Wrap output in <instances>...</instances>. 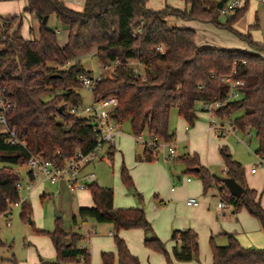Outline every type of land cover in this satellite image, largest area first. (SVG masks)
Instances as JSON below:
<instances>
[{"label": "trees", "instance_id": "trees-1", "mask_svg": "<svg viewBox=\"0 0 264 264\" xmlns=\"http://www.w3.org/2000/svg\"><path fill=\"white\" fill-rule=\"evenodd\" d=\"M146 1L83 0V7L78 10L61 0H26L25 9L33 12L39 21L37 40L20 35L17 15L0 16V82L12 102L6 117L16 137L24 141V145L11 144L6 140L8 133L0 131V214L18 203L20 216L25 219L30 215V203L20 199L17 185L21 178L14 167L25 165L31 153L62 166L77 150L87 153L94 147L92 124L69 111V107L83 103L79 76L92 74L80 65L79 58L92 49L101 67L112 66L109 75L95 80L92 98L116 96L118 103L113 117L119 124L127 121L133 135L147 132L149 137L166 143L175 141L169 128L171 109L176 108L187 124L193 125L196 102L226 98L228 85L222 77L231 74L236 62L232 76L243 81L241 97L227 101L214 114L229 118L241 111L231 124L242 131L248 128L254 132L258 139L255 153L264 159V55L260 54L264 44L253 42L249 35H241L254 47V53L199 46L194 29L172 25L166 20L171 15L182 20L212 22L232 30L247 2L221 22L217 1L182 0L187 9L166 5L160 10L147 8ZM49 14H54L67 29L63 46L58 44L55 30L42 22ZM59 105H64L61 112L57 110ZM157 153L156 146L143 145L139 158L152 161ZM220 155L224 177L234 178L244 188L239 196L226 190L222 177L202 166L196 155L184 154L177 159L184 163L185 172L201 180L204 192L217 186L220 196L234 211L244 207L264 230V209L256 191L247 186L243 166L225 146L220 148ZM120 176L126 187H133L124 167ZM86 186L93 204L80 207L71 217L72 224L76 226L88 218L112 224L119 264H139L117 233L119 229H148L143 208H115L111 187L95 182ZM56 220V228L49 234L56 253V262L52 264H90L89 251L79 245L83 235L63 231L59 219ZM225 235V245L211 243L212 264H264V247H244L232 233ZM170 237L175 242L172 254L178 262L197 258V234L192 229H174ZM144 244L168 257L159 238L146 237ZM101 256L103 264H112L110 253Z\"/></svg>", "mask_w": 264, "mask_h": 264}, {"label": "rangeland", "instance_id": "rangeland-1", "mask_svg": "<svg viewBox=\"0 0 264 264\" xmlns=\"http://www.w3.org/2000/svg\"><path fill=\"white\" fill-rule=\"evenodd\" d=\"M175 1L177 0H168L167 4L169 2L175 4ZM208 1L218 0H207V3ZM25 2L26 0H0V16L8 18L17 15V23H20V35L25 39L37 40L40 36L39 21L33 12L25 9ZM246 2V9L235 21L232 30L218 27L212 22L194 20L196 43L203 46L233 48L254 53L256 51L254 47L249 45L241 35H249L253 42L264 44V0H244L243 4ZM181 4L183 5V1H180ZM68 6L79 10L83 7V2L79 5ZM226 18L227 15L219 13V21L224 22ZM176 19L171 15L166 17V20L172 22L173 25L176 23ZM47 26L55 30L57 42L63 46L67 39L66 27L57 21L54 15L48 20ZM79 60L80 65L90 71L93 76H107L112 69V66L101 67L94 54V49L81 55ZM133 63L138 69H141L136 61ZM79 92L82 102L89 103L92 97L89 89L82 87ZM195 113L196 120L193 125H189L178 114L176 108L171 109L169 128L175 135V153L173 155L168 156L167 148L163 147L166 142L158 139L156 145H151L158 149L156 159L152 161L140 159L142 143L143 141L148 142L150 137L147 132H144L142 134L143 141H140L137 136L131 133L129 122L125 121L120 124L119 133L115 138L112 158L110 157V160H95L84 169V172H94L96 184L113 189L115 208H143L149 228L146 230L139 228L143 234L140 239L136 235L128 237L131 249L123 235L125 229H119L117 233L118 237L125 242L130 254L137 257L139 264H212L211 243L225 245L227 243L225 232L235 235L239 243V236L242 237V240L245 235L249 238L256 236V234H248L251 226L248 225L247 220H244L243 214L247 215L249 221L260 227L258 220L250 215L244 207H240L234 214L231 213V207H227L222 210L225 213V216H222L217 207L218 197L210 191L204 192L201 180L193 173L185 172L184 163L177 159L184 154L196 155L202 166L211 173L224 177V164L220 148L225 146L232 157L243 166L248 186L257 190L258 193H262L261 206L264 209V162L260 164V158L255 154L258 146L257 137L248 128L243 131L235 128V132L229 131L222 135H219L217 130L209 128L212 118L218 124L223 123L228 129V120L233 122L234 117L241 114V111H237L229 118H219L214 114L211 117L209 112L203 110V103L198 101L195 103ZM1 129L2 127H0V131ZM246 131H249L251 135H248ZM167 144L174 146V142H167ZM105 151L104 147L103 153ZM254 164L258 165L255 171L252 170ZM122 167L125 168L132 180L133 187L131 188L126 187L121 181ZM14 168L19 171L21 178L20 199H26L30 203L31 213L23 219L20 216L21 206L12 205L9 225H6V217L0 215V240L4 243L0 246V259L5 264H43L44 262L52 264L56 262L55 247L49 234L56 228L57 218L63 231L80 232L83 237L85 236L79 245L89 251L90 264H103L102 253H110L113 256L112 264H119L116 244L111 233L113 231L112 224L98 223L92 218L79 222L76 226L72 224L71 217L77 213V206L84 202L89 203L85 207H90L93 204L87 186L76 193L68 188L63 179L50 183L43 179L41 174H38L31 180L25 165ZM178 175L181 177L180 179H177ZM186 177L192 179L190 184L185 183ZM26 183L31 184L29 191L25 189ZM197 183L201 185L200 198L198 199L200 202L202 198L206 200L210 212L192 217L191 213L185 211L187 207L185 202L194 196L198 197L193 194V191L198 187ZM171 188H173L174 199L170 196ZM137 194L141 196V199ZM186 195L191 197L188 198ZM159 198H162L163 201ZM159 210L160 212L157 213L156 211ZM57 213L59 217L56 216ZM153 216L155 219H152ZM188 218L196 219L192 224H187L186 229L190 228L197 234L198 256L189 261L178 262L172 254L173 244L170 235L175 227L173 228L171 224L175 220L182 221ZM259 232L263 233L261 228ZM238 233L245 235L238 236ZM165 234L166 238H164ZM151 236L159 238L168 257L144 244V239ZM262 247L264 246L258 248ZM60 264L67 263L60 262Z\"/></svg>", "mask_w": 264, "mask_h": 264}, {"label": "built area", "instance_id": "built-area-1", "mask_svg": "<svg viewBox=\"0 0 264 264\" xmlns=\"http://www.w3.org/2000/svg\"><path fill=\"white\" fill-rule=\"evenodd\" d=\"M65 5H79L83 0H61ZM244 0H225L222 3V6L218 9L219 13L222 15H228L238 7L243 4ZM158 50H162L161 46L156 47ZM242 62H245L242 60ZM70 62L67 61L66 65ZM236 62L233 63L231 74L225 75L222 77V81L228 85L227 96L222 101H211L204 102L203 109L209 112L212 115L214 110L224 103L230 100L239 99L241 97V86L243 81L240 79L233 78L232 74L235 73ZM99 77L93 75H80L79 79L84 88L89 89L91 92L94 88L95 80ZM118 99L114 95L106 96L101 99H93L89 103H82L79 106L69 107L70 113L76 114L77 116L86 118L91 124L94 132V147L87 153H83L80 150H77L73 156H71L64 165L59 166L52 163L49 160L42 159L38 154H30L28 157L25 166L27 169V174L32 180L38 174H41L43 179L49 181L50 183H55L59 179H63L68 188L72 191L84 189L88 183L95 182L96 176L94 172H84V167L95 160L106 159L110 151L115 146V138L119 133L120 124L114 119L113 114L115 112V107L117 106ZM12 107V102L9 97L6 95V87L0 82V127L1 131L8 133L7 141L11 144L20 143L24 145V141L16 137L15 131L13 128L9 127L7 121V114ZM215 115V114H214ZM229 128L226 129L223 123L218 124L212 118L210 120L209 128L217 130L219 135L227 133L229 131L235 132V128L231 124V120H228ZM247 129V128H246ZM248 135H251L249 131H246ZM137 138L140 141L142 140V135H137ZM156 137H150L148 142L143 141V145L151 146L157 144ZM105 147V153H103V148ZM163 147L167 148L168 156H171L175 153V149L172 144L164 145ZM260 158V164L264 162V159ZM19 174V171L16 169ZM189 180V178H187ZM18 190H21V182L18 183ZM25 189L29 191L31 189V184L26 183ZM173 188H171L172 190ZM227 190V189H226ZM218 197L217 207L219 210L224 209L228 206V202L225 201L219 194L218 190L216 191ZM15 203L13 205H17ZM188 206L198 205V201L194 198H190L185 202ZM12 206V205H11ZM11 206H9L3 213L0 215L6 217V225H9V220L11 219L10 211ZM0 264H5L2 259H0Z\"/></svg>", "mask_w": 264, "mask_h": 264}, {"label": "crops", "instance_id": "crops-1", "mask_svg": "<svg viewBox=\"0 0 264 264\" xmlns=\"http://www.w3.org/2000/svg\"><path fill=\"white\" fill-rule=\"evenodd\" d=\"M168 0H147L146 1V4H145V6L147 7V8H150V9H154V10H160V9H162L164 6H166V5H169V6H172V7H175V8H178V9H187L188 8V5L187 4H185L184 2H183V5L181 4L180 5V1H182V0H177V1H175L176 3L175 4H170V2H169V4H167L168 2H167ZM26 3V2H25ZM52 15H54V14H49L48 15V18H47V21H46V24H47V22H48V20L50 19V17L52 16ZM170 24H172L173 25V23L172 22H169ZM174 25H176V26H181V27H188V28H191V29H194V27H193V25H194V20H182V19H179V18H177L176 19V23L174 24ZM57 32H58V30H57ZM196 42H197V39H196ZM199 46H203V45H201V44H198ZM231 49H233V48H231ZM260 54H262V52H260ZM264 55V54H263ZM204 110V109H203ZM240 140H242V139H240ZM142 147H143V145H142ZM174 149H175V141H174ZM114 148H115V146H114ZM114 148L110 151V153H109V156H108V160H110V157L111 156H113V153H114ZM256 154V153H255ZM257 155V154H256ZM112 158V157H111ZM239 162V161H238ZM89 165V164H88ZM257 164H254L253 166H252V170H256L257 169ZM87 167V165L84 167V169ZM224 169V168H223ZM223 172H224V170H223ZM245 172V171H244ZM181 177L178 175L177 176V179H180ZM187 178H189V180H187ZM246 179V178H245ZM192 182V179L190 178V177H186L185 178V183L186 184H190ZM247 183V182H246ZM198 184V187L196 188V190L195 191H193L194 193V195H196V196H198V197H193V198H195V199H197L198 201H199V199L198 198H200L199 197V190H200V183H197ZM101 185V184H100ZM101 186H103V185H101ZM247 186H248V184H247ZM249 187V186H248ZM218 187L217 186H214V187H212V188H209L207 191H210V192H212L213 193V195L214 196H217L216 195V191L218 190L217 189ZM249 188H251V187H249ZM251 189H254V188H251ZM255 190V189H254ZM256 191V194H257V196H258V198H259V201H260V204H261V197H262V193L260 194V193H258L257 192V190H255ZM74 192H78V190H76V191H74ZM170 192H171V194H170V196H171V198L172 199H174L173 198V195H172V190H170ZM160 194V193H159ZM190 194V193H189ZM114 195V194H113ZM162 195V194H161ZM186 197H188L187 195H186ZM191 197V196H190ZM190 197H188V198H190ZM187 198V199H188ZM159 200H162L163 201V199L162 198H159ZM87 205H89V203L88 202H84V204H82V205H79V206H77L78 208H77V210L80 208V207H85V206H87ZM113 206H114V203H113ZM187 207L185 208V211H186V213H191L192 215V217H195V216H198L197 214H200L201 215V213H207L208 211L210 212V210L208 209V206H207V203H206V200L205 199H201V202L199 201L198 202V205H196V206H188V205H186ZM115 207V206H114ZM207 207V208H206ZM227 207H231V213L232 214H234L235 213V211L233 210V208H232V206L228 203V206ZM227 207H225V208H227ZM156 208V207H155ZM224 208V209H225ZM164 209V208H163ZM224 209H222V210H224ZM219 210V209H218ZM222 210H220L221 211V214H222V216H225V213L222 211ZM157 213H159L160 212V210L159 211H156ZM243 217H244V220H247L246 222L248 223V225L249 226H251L250 227V230H248V234H256V236H252V237H248V236H246L245 234H240V233H238V236L239 235H245L244 236V240H242V237H238L239 238V241H240V243L242 244V245H244L245 247H259V246H264V230L261 228V226H260V223H259V226L260 227H258V225H256V223L254 224V223H252L251 221H249V219L246 217L247 215H242ZM152 219H155L154 218V216H153V218ZM196 221V219L195 218H188V219H185V220H182V221H176L175 220V222L174 223H172L171 225L173 226V228L174 229H178V230H185L186 228H187V224H192L193 222H195ZM261 228V230L263 231V233H261V232H259V229ZM173 229V230H174ZM257 229V230H256ZM140 229L139 228H129V229H125L124 230V238H125V240L128 242V245H129V236L130 235H136L137 237H138V239H140L141 238V236H143V234L139 231ZM242 231H243V229H242ZM80 233V232H79ZM112 233V232H111ZM226 233V232H225ZM224 233V234H225ZM242 233V232H241ZM235 236V235H234ZM85 237V236H84ZM164 238H166V234L164 235ZM171 243L173 244L172 245V247L175 245V242L171 239ZM221 244H222V242H220ZM129 247H130V249H131V246L129 245Z\"/></svg>", "mask_w": 264, "mask_h": 264}, {"label": "water", "instance_id": "water-1", "mask_svg": "<svg viewBox=\"0 0 264 264\" xmlns=\"http://www.w3.org/2000/svg\"><path fill=\"white\" fill-rule=\"evenodd\" d=\"M224 1L225 0H218L216 3V8L219 9ZM47 18L48 15H45L42 19V22L46 23ZM63 108L64 105H59L57 110L61 112ZM222 183L225 186V188L234 196L241 195L244 190V188L238 182H236L234 178L231 177H222ZM56 216L59 217L58 213L56 214ZM43 264H48V262H44Z\"/></svg>", "mask_w": 264, "mask_h": 264}]
</instances>
